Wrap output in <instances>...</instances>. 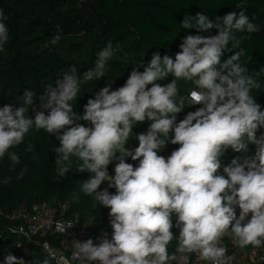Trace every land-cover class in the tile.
Instances as JSON below:
<instances>
[{
	"label": "clouds",
	"instance_id": "obj_1",
	"mask_svg": "<svg viewBox=\"0 0 264 264\" xmlns=\"http://www.w3.org/2000/svg\"><path fill=\"white\" fill-rule=\"evenodd\" d=\"M237 8L223 16L185 14L180 28L196 34L181 38L174 58L154 51L147 62H133L123 85L94 91L82 114L75 110L82 85L105 77L116 51L111 40L93 67L71 64L54 81H42L39 94L24 88L18 102L0 104V159L7 157L15 170L21 157L12 149L41 131L54 137L56 177L91 173L81 191L109 210L111 228L95 238L72 237L70 257L57 256L45 242L42 261L9 253L5 264H170L178 255L182 264L192 255L201 264H229L225 238L240 250L264 248V106L253 95L264 92V67L250 73L251 57L242 47L261 27L242 3ZM7 20L0 9V52L10 40ZM61 39L54 35L50 43ZM180 81L190 85L187 91ZM145 122L146 132H133ZM133 137L138 146L129 149ZM169 143L179 147L160 155ZM25 151L39 161L30 141ZM26 172L25 166L17 179ZM71 227L58 224L57 230Z\"/></svg>",
	"mask_w": 264,
	"mask_h": 264
},
{
	"label": "trees",
	"instance_id": "obj_2",
	"mask_svg": "<svg viewBox=\"0 0 264 264\" xmlns=\"http://www.w3.org/2000/svg\"><path fill=\"white\" fill-rule=\"evenodd\" d=\"M241 3L250 18L255 16L253 22L261 27L260 32L251 34V38L242 44L251 57L248 67L249 72L253 73L264 67V0H0V9L8 17L5 23L10 31V40L4 51L0 52V74L7 73L10 76L19 97L24 88H30L39 94L43 90L42 81H54L56 73L71 64H76L84 71L70 53L73 39L87 36L100 49L111 40L123 50L138 53L178 52L181 38L187 34H196L195 30L180 28V21L185 14L194 15L203 11L210 17L223 16L230 11H239L237 5ZM57 34L62 39L58 44L52 45L50 41ZM212 34H215L214 30ZM46 43L48 47L44 48ZM170 79L172 78L168 77L163 82L167 83ZM261 80L264 84V77ZM179 83L184 84L183 81ZM96 90L97 87L90 85V82L83 85L82 97H78L75 109L78 113H83L84 104ZM185 91L181 88V92ZM253 95L264 106V92L254 91ZM196 107L198 106L186 107L178 114L177 120H182L188 111H194ZM147 127L148 122H145L135 127L133 132H146ZM29 141L35 146L39 161L32 159L33 153L25 151ZM52 141L58 146L54 137L50 138L41 131L29 135L24 143L12 149L20 155L21 163L15 166V170L12 166L6 168L3 178L10 176L12 179L7 185L0 184V264H5L4 257L9 253L23 257L26 262L46 258L47 254L40 243L14 233L13 229L17 228L18 222L10 219L14 212L30 210L36 203L67 202L70 217L77 215L81 222L90 217L93 219L95 232L103 229L111 233L109 210L98 204L94 206L93 198L81 191L82 182L92 174L73 171L62 181L56 177L55 153L50 151ZM127 147H136L133 138L129 140ZM178 147L179 145L169 143L160 155L167 157ZM231 155L230 152L226 155L224 163L230 162ZM127 162L138 164L130 158ZM25 166L27 172L24 177L17 179ZM110 191L114 192L115 189ZM174 249L175 241L169 251ZM51 264H55L53 260Z\"/></svg>",
	"mask_w": 264,
	"mask_h": 264
},
{
	"label": "built area",
	"instance_id": "obj_3",
	"mask_svg": "<svg viewBox=\"0 0 264 264\" xmlns=\"http://www.w3.org/2000/svg\"><path fill=\"white\" fill-rule=\"evenodd\" d=\"M199 107V106H198ZM67 202H50L33 204L30 210H19L10 215V219L17 220L18 226L13 231L21 234L27 240L34 243H40L45 252L43 245L48 242L56 251L57 256L63 254L70 257L69 243L72 237L86 239L95 238L100 232H95L93 219L87 217L81 222L77 215L70 217L67 213ZM72 225L66 232L60 233L57 225ZM45 240H42V238ZM40 239V240H39ZM224 244L228 247V254L232 257L229 264H264V248L252 249L251 247L240 250L232 242L225 238ZM46 253V252H45ZM56 264V261L53 260ZM170 264H182L177 257L176 261ZM189 264H201L195 255H192Z\"/></svg>",
	"mask_w": 264,
	"mask_h": 264
},
{
	"label": "rangeland",
	"instance_id": "obj_4",
	"mask_svg": "<svg viewBox=\"0 0 264 264\" xmlns=\"http://www.w3.org/2000/svg\"><path fill=\"white\" fill-rule=\"evenodd\" d=\"M47 45L48 43L44 44L43 47L47 48L48 47ZM113 47L114 49H116L115 55L113 56L112 60L109 61V67L106 70L105 77L101 80L90 82V85H93L95 88L97 87V89L103 87L105 84H112L113 89L122 86L127 78L128 72L131 70V66L133 65V62H139L141 60H145V62H147V60L150 59L151 54L154 52V51H148V52L138 53L133 51H127L120 48L117 44H113ZM147 49H149V47ZM99 50L100 48L96 47L93 41L87 36L73 39L70 43V53L72 56H74V58L83 68V70L93 67L94 60L96 58V53ZM167 53L169 55H172L174 58L176 52L169 51ZM160 83L165 84V82L163 81H161ZM83 85H82V89H83ZM179 86L180 88L187 91L188 87L185 84L179 83ZM19 98L20 97L16 94L13 88V83L10 79V76L7 73L0 74V104L15 103L19 100ZM133 139L136 146H138V141L134 137ZM136 163H138V161H136ZM10 166H11V162L7 157L0 159V184H2L4 180L3 178L4 170ZM112 169H113V165L111 166L110 174H114L112 172Z\"/></svg>",
	"mask_w": 264,
	"mask_h": 264
}]
</instances>
